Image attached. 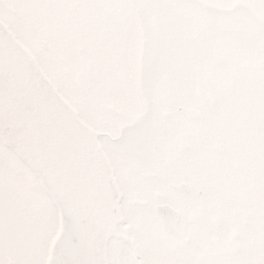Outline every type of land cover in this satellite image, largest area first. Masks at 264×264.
<instances>
[{"label":"snow or ice","instance_id":"snow-or-ice-1","mask_svg":"<svg viewBox=\"0 0 264 264\" xmlns=\"http://www.w3.org/2000/svg\"><path fill=\"white\" fill-rule=\"evenodd\" d=\"M0 264H264V0H0Z\"/></svg>","mask_w":264,"mask_h":264}]
</instances>
